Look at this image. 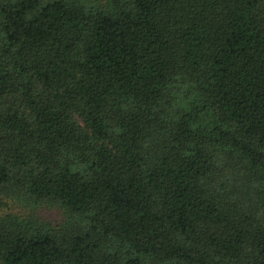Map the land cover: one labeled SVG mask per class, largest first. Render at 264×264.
I'll return each mask as SVG.
<instances>
[{"label": "trees", "instance_id": "trees-1", "mask_svg": "<svg viewBox=\"0 0 264 264\" xmlns=\"http://www.w3.org/2000/svg\"><path fill=\"white\" fill-rule=\"evenodd\" d=\"M0 264H264V0H0Z\"/></svg>", "mask_w": 264, "mask_h": 264}]
</instances>
